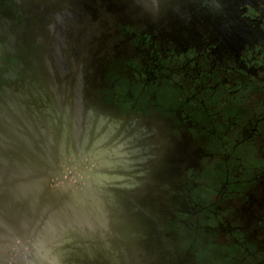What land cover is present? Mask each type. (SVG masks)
<instances>
[{
	"label": "flooded vegetation",
	"instance_id": "af4514ba",
	"mask_svg": "<svg viewBox=\"0 0 264 264\" xmlns=\"http://www.w3.org/2000/svg\"><path fill=\"white\" fill-rule=\"evenodd\" d=\"M10 91L21 108H45L38 154L92 165L102 170L82 172L86 180L108 182L103 216L97 196L77 187L89 194L85 212L102 220L97 235L71 224L53 235L75 237L77 254L34 242L47 264H264V159L253 167L238 156L264 147V0H0V100ZM237 96L254 101L239 109ZM212 97L220 104L209 113ZM230 108L244 116L216 135ZM137 130L141 152L121 159L122 136ZM232 133L231 148L217 145ZM17 135L23 151L12 163L0 146L3 180L43 166L32 139ZM0 142L19 149L2 133ZM44 174L42 191L54 192L57 173ZM0 247L7 264L2 237Z\"/></svg>",
	"mask_w": 264,
	"mask_h": 264
},
{
	"label": "rangeland",
	"instance_id": "374dc122",
	"mask_svg": "<svg viewBox=\"0 0 264 264\" xmlns=\"http://www.w3.org/2000/svg\"><path fill=\"white\" fill-rule=\"evenodd\" d=\"M244 94V93H243ZM218 97V96H217ZM208 98L206 100V107L208 108L209 113H213L216 111V108H219V98ZM16 96V93L10 91L8 94V97L5 100H0V133L4 135V137H8V143H16L17 147H19L18 150L11 149L9 147V144L6 146H2L0 142V146L3 150L7 149L6 152L8 154V161L9 163H12V159L14 157H17L21 154L22 147H20L21 138L18 137L19 134H23L26 138L32 139L34 142H38L37 134L35 132V127L37 125L44 126L43 124H39L40 118L44 119V114H42L41 111H44L45 108L40 106L38 103L33 104L32 102H28L23 106L22 108L19 106L21 104V100H19ZM237 101L240 104L239 109L243 108H249L250 105H252L254 99L249 98L247 96H237ZM243 110V111H244ZM247 111V110H246ZM243 113L240 112V110L235 108H230L224 115L223 118L221 117L218 119V124L216 125L217 129L215 130L216 135H224V131H227L226 126L230 125L231 122H233L235 119L234 117H239L237 121H239L243 117ZM222 123V124H221ZM8 124V126H7ZM49 127V124L47 125ZM9 129H8V128ZM49 131V128H47ZM110 128L107 126L104 130V133L107 134L109 132ZM16 131V132H15ZM230 133V132H228ZM45 135H41L40 137H44ZM98 136H96L97 139ZM237 138V135L232 133L229 134V136H224L223 141H216L218 146L222 142L227 146L228 148H231V145L233 142H235ZM142 140V135L140 134L139 130L127 133L122 136V140H120L122 143L121 149H120V155L121 159L128 158L129 156H126V154L134 153L135 151L140 153L141 147L138 146L139 143ZM47 142V141H46ZM42 145H45V141H40ZM127 143V144H125ZM39 148L38 151L33 150L31 154V159L35 162H41L43 166L46 168H42L40 173L48 172V170H51L57 174H53L50 176V179L54 182H64L67 185V190H70L72 188H87L89 189L95 196L98 198V203L102 209L107 208L109 206V198H104L102 196V192L100 190L105 189L106 187L104 185H108V182H102V183H94L90 182L89 180H86V178L82 175V172L86 171H95V170H102L97 169L94 166L86 167L83 166L82 163L78 166L75 162L69 161V158L62 159L58 158L54 162V164L48 163V160L42 157L38 152L42 149ZM238 148V147H237ZM25 151H29L28 149H25ZM224 150H220V156H223ZM264 153V147H257L252 148L250 151V154L247 156H244L243 154H239L240 157L239 163L242 165H250L253 167H258L261 165V161L264 159L262 154ZM105 157H115L114 153H112L111 150L107 147V151H105L104 154ZM118 156V155H117ZM93 158H91L92 160ZM89 161V159H87ZM118 166L111 167V169H105L106 172H109L111 174H115L118 170ZM48 169V170H47ZM46 170V171H45ZM59 171V173H58ZM36 174H28L21 178H15L10 177L6 180L0 179V207L4 211V216L8 218V220L11 221L13 229L8 230L4 228V226L0 225V233H5L6 236L2 238L4 243H8L10 247V254L7 257L8 262L7 264H39L41 262L42 264H47V258L50 257V255H38L35 253L34 250V241L33 239L37 235L38 229L41 227L42 222L44 218H46L45 213L39 218L38 221H36L37 218V210L38 206H35V212L31 215L29 219V223L27 225L21 224V201H17L15 208L12 209L8 199L6 198V187L7 185H11L13 183L18 182V180H26L28 178H31L35 176ZM97 185V186H96ZM42 197V195L40 196ZM54 207V206H53ZM79 208V207H78ZM81 209V208H80ZM83 209V207H82ZM85 209V208H84ZM83 209V210H84ZM78 210V209H76ZM76 210L74 209L72 211V214H75ZM71 215V214H69ZM103 216V212L101 214ZM81 221V222H79ZM79 222V223H76ZM101 218H97L89 213H84V215L81 217V219H77L75 222L71 223V226L73 227H79L81 228V232H86L88 235L93 234V236L97 235L99 232V229L97 226L99 223H101ZM93 229V230H92ZM61 232V231H60ZM65 232V231H64ZM63 232V233H64ZM92 237V236H90ZM50 239L47 242H44V246L49 247L50 251L58 250L59 256H69V255H75L77 254V250L79 249V242L74 237L71 241L65 242L61 241L58 243H55L54 241H51ZM47 256V257H46ZM62 260V259H61ZM65 262V260H63Z\"/></svg>",
	"mask_w": 264,
	"mask_h": 264
},
{
	"label": "bare ground",
	"instance_id": "6f19581e",
	"mask_svg": "<svg viewBox=\"0 0 264 264\" xmlns=\"http://www.w3.org/2000/svg\"><path fill=\"white\" fill-rule=\"evenodd\" d=\"M43 167L44 166L42 165H35V166H28L21 170H16V171H12L11 169H9L7 173H5L6 176L4 179L6 180L10 177L21 178L31 173L36 174L35 176L28 178L26 180H20V181L18 180V182L16 183L7 185L5 190L6 198L8 199L12 209L15 208L17 201H21L22 207H21L20 215H21V224L23 226L29 223V219L31 215L34 213L36 206L35 203L36 196L38 194L42 195V199H43L42 211L37 216L36 221L39 220V218L43 215V213L46 214V218H44L41 227L38 229L37 235L33 239L34 242L37 240L49 241L50 239H53L55 236L54 234L58 232L62 226L69 225L72 222H75L77 219L80 220L81 217L84 215V213H88L85 212V210H83L85 206V199H87V196H89L88 191L86 190L83 191L82 189L80 190L78 188H72L70 190H67V185L64 182H55L57 186L59 185V187L54 188L55 189L54 192H51V190L46 192L42 191L47 182L46 179L47 176H45L44 173L42 175H38V173L42 170ZM3 173H4L3 168H0V179H2L1 176L3 175ZM49 174L51 175L50 172ZM91 180L92 179H89V181ZM58 196L59 197L63 196V201L61 202V204H57V207L54 209L53 212L51 211L49 213L51 202H53L54 199L57 200ZM74 209L75 210L78 209V210H76L75 214H72V211ZM51 223H54L53 225L54 227H52L53 229L51 228ZM0 225L4 226V228L8 230L13 229L11 221L8 220V218L5 221L2 218L1 213H0ZM3 234L5 233H0V238L5 237ZM4 252L5 251L4 250L2 251V248L0 247V258L4 254ZM0 264H3L1 259H0Z\"/></svg>",
	"mask_w": 264,
	"mask_h": 264
}]
</instances>
